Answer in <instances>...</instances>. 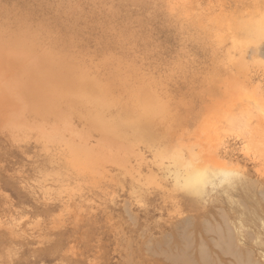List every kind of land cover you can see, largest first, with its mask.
Returning <instances> with one entry per match:
<instances>
[{
	"label": "rangeland",
	"instance_id": "374dc122",
	"mask_svg": "<svg viewBox=\"0 0 264 264\" xmlns=\"http://www.w3.org/2000/svg\"><path fill=\"white\" fill-rule=\"evenodd\" d=\"M261 23L264 0H0V264H264Z\"/></svg>",
	"mask_w": 264,
	"mask_h": 264
},
{
	"label": "bare ground",
	"instance_id": "6f19581e",
	"mask_svg": "<svg viewBox=\"0 0 264 264\" xmlns=\"http://www.w3.org/2000/svg\"><path fill=\"white\" fill-rule=\"evenodd\" d=\"M256 27H257V29H255V34H259V32H261V33H264V23H261V24H257L256 25ZM6 60V59H5ZM26 60H28L27 58H26ZM32 60V59H31ZM48 60H46V62H47ZM33 62V61H32ZM27 64H29V63H27ZM31 66V65H30ZM47 66V65H46ZM41 85L39 86V87H36V86H34V88H33V93L32 92H29L28 91V94H30L31 93V95L33 96V97H29V98H32V99H34V100H43L42 101V103L44 102L45 103V99H44V97H43V99L40 97V92H41V96H42V94H43V90L42 89H44L43 88V84L44 85H47L49 82H48V80H42V82H41V80H40V82H39ZM8 85V84H7ZM9 86H11V85H9ZM57 86H58V88H60V89H64V90H68V88H69V86H68V83L65 81V82H59L58 84H57ZM24 87V86H23ZM12 88V87H11ZM22 88V87H21ZM11 90H13V89H11ZM21 90V89H20ZM15 91V90H14ZM30 91H31V89H30ZM17 92V91H16ZM58 92V91H57ZM56 92V93H57ZM17 93H19V92H17ZM27 93V92H26ZM60 93H62V92H60ZM20 94H21V92H20ZM23 94V93H22ZM12 95V94H11ZM15 96V95H14ZM13 96V97H14ZM45 96V95H44ZM23 99V98H22ZM16 101V100H15ZM24 101V100H23ZM22 101V102H23ZM24 103V102H23ZM25 103L27 104V103H31V102H26L25 101ZM28 104V105H29ZM19 105V104H18ZM18 105H16L15 104V108L18 110ZM24 105V104H23ZM19 106H21V105H19ZM42 106V105H41ZM49 106V105H48ZM22 107V106H21ZM24 107H25V105H24ZM38 107V106H37ZM37 107H35V108H37ZM41 108V107H40ZM28 109V108H27ZM55 109V108H54ZM57 109V108H56ZM39 110V109H38ZM40 111V113H41V110H39ZM26 113V112H25ZM50 113H52V112H50ZM36 114H38V113H36ZM41 115V114H40ZM42 116V115H41ZM54 132H53V134H55V135H57V133L55 132V130H53ZM44 132V131H43ZM44 136H46V134L44 135ZM53 138V137H52ZM70 149H71V151H72V153L75 155V156H78V154H76L75 152H73L74 151V149L72 148V147H69ZM81 154V153H80ZM205 171L204 172H202V175H200V174H198L197 173V171H189L188 173H186V177L184 178V183H183V185H184V187H186L188 190H192V191H194V192H199V189H197L196 188V185L197 184H205V183H207V182H211L210 181V178L209 177H206L205 176ZM209 176V175H208ZM211 184V183H210Z\"/></svg>",
	"mask_w": 264,
	"mask_h": 264
}]
</instances>
